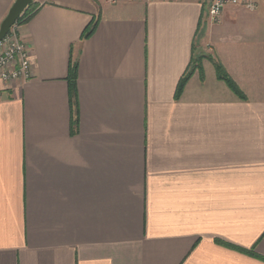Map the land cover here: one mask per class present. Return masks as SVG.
<instances>
[{
  "label": "crops",
  "instance_id": "0c3cea01",
  "mask_svg": "<svg viewBox=\"0 0 264 264\" xmlns=\"http://www.w3.org/2000/svg\"><path fill=\"white\" fill-rule=\"evenodd\" d=\"M206 2L32 1L30 77L0 85V264H264V0Z\"/></svg>",
  "mask_w": 264,
  "mask_h": 264
},
{
  "label": "built area",
  "instance_id": "2783aa9c",
  "mask_svg": "<svg viewBox=\"0 0 264 264\" xmlns=\"http://www.w3.org/2000/svg\"><path fill=\"white\" fill-rule=\"evenodd\" d=\"M116 4L119 0H104ZM208 19L216 23L225 6H243L253 11L262 0H206ZM30 77V61L24 43L18 36V25L15 23L6 36L0 41V85L15 80H28Z\"/></svg>",
  "mask_w": 264,
  "mask_h": 264
},
{
  "label": "trees",
  "instance_id": "16d2710c",
  "mask_svg": "<svg viewBox=\"0 0 264 264\" xmlns=\"http://www.w3.org/2000/svg\"><path fill=\"white\" fill-rule=\"evenodd\" d=\"M38 7L31 3L29 6H27L25 8V10L23 11V13L20 15V17L18 18V20L16 21L17 25H22L27 23L34 15L35 13L38 11ZM94 27L92 28H87L82 37L86 38L89 37L93 31ZM201 60V58L198 57V59H196L197 64H195L193 66V68L197 67L199 61ZM214 67H215V71H216V77L218 80L223 81L228 88L230 89V91L239 99H245L244 95L241 93V91L238 89V87L236 86V84L225 74L223 68L216 63H213ZM192 66L190 65L189 69L187 70V72L183 75V77L181 78V80L178 83L176 92H175V98L178 99L180 94L183 91L184 85L185 83L188 81L191 72H192ZM75 81H76V65L75 64H70L69 67V71H68V77H67V82H68V86H69V97H70V104L71 106H75V100H76V91H75ZM223 244V243H222ZM225 245V244H223ZM227 247H232L230 245H225Z\"/></svg>",
  "mask_w": 264,
  "mask_h": 264
},
{
  "label": "water",
  "instance_id": "95a60500",
  "mask_svg": "<svg viewBox=\"0 0 264 264\" xmlns=\"http://www.w3.org/2000/svg\"><path fill=\"white\" fill-rule=\"evenodd\" d=\"M33 0H15L9 9L7 15L0 24V41L6 36L9 29L16 23L25 8L32 3Z\"/></svg>",
  "mask_w": 264,
  "mask_h": 264
},
{
  "label": "rangeland",
  "instance_id": "374dc122",
  "mask_svg": "<svg viewBox=\"0 0 264 264\" xmlns=\"http://www.w3.org/2000/svg\"><path fill=\"white\" fill-rule=\"evenodd\" d=\"M222 13V12H221ZM207 16V15H206ZM208 18V17H207Z\"/></svg>",
  "mask_w": 264,
  "mask_h": 264
}]
</instances>
